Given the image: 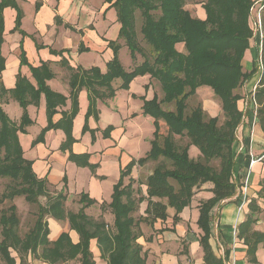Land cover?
<instances>
[{
    "label": "trees",
    "instance_id": "16d2710c",
    "mask_svg": "<svg viewBox=\"0 0 264 264\" xmlns=\"http://www.w3.org/2000/svg\"><path fill=\"white\" fill-rule=\"evenodd\" d=\"M116 10L119 23L118 39L124 41L132 61H141L130 70H125L119 59L120 44L110 41L112 58L106 63V72L99 68H73L62 57L65 51L50 50L51 54L62 57L60 63L69 75L70 111H58L66 106L67 98L52 91L46 82L54 77L48 63L41 62L30 67L35 85L18 74L14 88L7 90L0 77V178L9 179L14 187L7 188L0 195V204L7 206L0 210V257L4 264H27L26 257L48 264H95L90 250V241L95 240L100 257L107 264H149L138 240L143 236L140 225L146 222H165L167 208H173V224L179 222V214L187 207L203 184H210L212 197L201 202L196 221L201 234L199 245L203 264H223L211 248L209 239L213 223L212 211L222 206L234 195L235 160L233 145L243 124V113L237 102L241 97L235 93L257 73L260 74L251 99L254 122L264 135V35L258 46L259 59L252 63L251 71H244L241 64L244 53L251 47L256 32L252 12L254 0H203L205 19L191 16L184 9L186 0H105ZM6 7L16 11L15 29L18 30L21 11L15 0L0 1V43L2 42V11ZM36 8L38 5L36 4ZM137 15L140 26L136 30ZM21 32V31H20ZM141 36V38H139ZM183 45V51L177 46ZM41 48V46H36ZM87 49L78 47V52ZM0 57V73L3 70ZM20 63L26 65L24 52ZM259 64V65H258ZM148 75L159 87L161 97L143 100L142 113L153 118L154 132L150 150L142 158L132 161L120 171V177L113 186L109 208L113 223L107 225L102 218H91L85 209L93 204L87 195L81 194L77 212L65 210L67 195L60 191L51 195L45 179H39L32 168V162L23 157L18 133L26 134V127L32 124L27 108L38 106L40 96L45 99L47 125L32 141L31 146L42 143L49 130L60 129L65 134L61 150H69L75 142L71 135L72 121L78 109V93L85 89L89 97V109L85 116L82 132L88 131L87 119L96 99L112 98L116 89L112 83L119 80V90H128L130 83L139 76ZM154 83H152L154 85ZM200 87H208L220 102L223 123L219 117H210L200 103L189 107ZM9 94L22 110L18 124L12 122L1 107V99ZM254 101V103L252 102ZM162 105L168 107L163 109ZM57 113L61 118L54 122ZM248 117V115L246 114ZM159 121L166 126V134L160 133ZM113 127H107L102 135L107 137ZM93 137V131H91ZM196 147V158L189 156L190 147ZM264 155V154H262ZM69 159L81 167L94 172L96 165L89 163V155L70 153ZM264 160V158L262 159ZM155 163L145 177V196L139 188L134 190L130 175L134 166L143 167ZM128 178V183L124 180ZM238 188L241 187L238 185ZM136 193V194H135ZM23 197L26 203L36 204L37 212L32 226L20 233V218L17 208L9 201ZM44 197L46 202L41 203ZM258 197L264 201V179L260 181ZM147 202L145 216L135 217L139 204ZM246 219L236 228V236L246 245L249 262L256 263L258 245L264 247V233L253 230L257 214L261 212L255 199L248 204ZM47 218L67 221L75 230L79 242L73 244L68 234L63 233L55 242L48 240ZM16 254V257L13 256ZM71 262V263H70Z\"/></svg>",
    "mask_w": 264,
    "mask_h": 264
},
{
    "label": "crops",
    "instance_id": "0c3cea01",
    "mask_svg": "<svg viewBox=\"0 0 264 264\" xmlns=\"http://www.w3.org/2000/svg\"><path fill=\"white\" fill-rule=\"evenodd\" d=\"M31 1H34V26L30 32L25 31L23 27L25 22L23 4L29 2V0H15L16 5L21 11L18 30L15 29V9L6 7L2 11L3 32L2 42L0 43V57L3 61V70L0 73L1 82L5 89L10 90L14 88L16 78L20 74L35 85L29 68L37 67L41 62H46L54 74V77L48 80L46 84L52 91L60 93L67 98L66 106L58 108V111L69 112L71 106L69 99L70 88L68 85L70 73L61 65L60 60L64 57L68 65L73 68L81 67L89 69L97 67L101 73H105L106 63L112 58V50L108 46V43L110 41H119L118 31L120 25L116 21V10L114 7H110V4L105 2V0ZM36 4L38 8H36ZM193 9L192 12L189 11L192 17L200 20L205 19V11L202 8V4ZM81 19L82 22H80ZM10 34H16L19 37V41L16 42L14 50L12 49V52L8 50L6 54V43ZM254 35L251 47L245 51L241 62L244 71L246 63L251 62V57L255 59L259 55L258 46L260 45V38L257 32ZM76 37L79 40V44L75 48H68L66 46L57 47L56 42L60 41L61 38L69 40ZM81 44L87 51L78 52V47ZM38 45L41 48H37L36 46ZM120 46L119 59L123 66L120 51L124 45L120 44ZM178 47L181 48L179 51H183L182 44H179ZM50 50L65 52L60 57L51 54ZM21 52H24L26 65L20 63ZM88 54H93L91 62L87 65L80 64L78 58ZM123 68L125 70L131 69L124 66ZM63 69L68 71L67 77H65V73L62 71ZM258 77L257 73V80ZM138 81L140 87L137 91H134V84ZM119 84V80L112 83L113 88L116 89L115 95L112 98L96 99L87 119L89 130L85 132H82V129L90 106L89 97L85 89H82L78 93V109L73 118L71 128V135L75 142L70 145L69 150L64 151L60 149V146L65 141V134L60 129L47 131L42 143H38L33 147L31 146L32 141L47 125L43 95L40 96L38 106L29 105L27 108L32 124L26 127V134L18 133L23 157L32 162L33 171L39 179H45L48 186L54 187L55 191L53 194L63 191L67 195V202L70 198L78 200L81 194L87 195L93 201V204L85 209V214L89 217L92 216L94 219L102 218L109 226L113 223V215L109 208V203L111 201L113 186L119 180L120 171L132 161L144 157L150 150V144L143 145V154L141 156H137L136 149L131 152L130 150H126V141L132 139L130 132L135 128L136 122L141 120V125L146 128V136L151 142L155 130L153 118L142 113L143 100L148 101L155 96L149 76L136 77L130 83L129 89L123 90L126 95H118L120 91L118 89ZM246 86L251 87V84ZM199 89L204 90L208 94L203 95L202 105L210 116L214 117L213 112H216L218 105L214 100L212 90L208 87H200ZM121 99L123 107L127 110L123 115L121 114V108L118 106ZM13 102L15 101L9 94H6L1 99V107L5 113L9 106L14 105ZM131 105H137L139 110H130ZM208 108H211V111ZM16 113L14 112L13 115H16ZM60 118L61 114L57 113L54 115L53 121L56 122ZM10 120L17 124L19 122V120H12L11 118ZM150 123L153 127H151ZM109 126L113 127V130L107 137H103V131ZM91 131H93V137ZM134 136L141 137L140 134ZM70 153L75 155L88 154L89 163L96 165L95 171L91 172L88 167L76 165V163L69 159ZM233 154L235 160V183L237 187L229 201L213 209L212 214L214 217L209 243L214 255L222 259L223 264H264V247L261 244L258 245L255 254L256 263H251L246 256V245L236 236V228L246 219L249 213L248 204L252 199L257 201L261 209V212L257 214L258 220L253 225V230L264 233V201L258 197L260 181L264 179V160L254 163L251 167L249 166L251 157L258 158L264 154V135L259 126L254 122L253 115H251V118L246 117L240 126L238 139L233 145ZM56 160H60L62 163L58 176L54 175L55 168L53 164ZM70 168L76 170L77 174H84L85 176L82 188L78 191L70 190L72 183L70 185L69 176L67 175V171ZM130 178L133 179L132 176ZM125 180L124 183L127 184L128 180L127 182ZM238 185L241 187L240 189ZM244 185H246L245 194L243 192ZM143 187L145 188L144 185ZM211 187L207 183L199 188L190 204L179 214V222L176 224H173L172 220L174 216L173 208H167V219L165 222L156 221L153 225H149L152 237L147 238L146 242L151 241L148 244L150 250L146 255L142 249L147 263L203 264V254L199 245L201 232L197 228L196 221L199 216L198 207L200 203L212 197V193L210 192ZM142 195L145 196V192H142ZM244 195L246 203L241 207ZM140 205H143L141 215L145 216L144 210L147 202L143 201ZM47 222L49 228L48 240L50 242H55L63 233L68 234L73 244L79 242L77 232L70 229L69 223L66 220L56 221L52 218H47ZM189 227L192 228L193 232H197V234L189 233ZM141 238L138 242L142 245V242H144L143 236ZM183 242H189L187 254L180 249ZM90 250L93 253L95 264H107L106 260L100 257L95 240L90 241ZM13 256L16 257V254L13 253ZM26 260L27 264H48L32 258L31 255H28ZM16 264H19L18 258H16Z\"/></svg>",
    "mask_w": 264,
    "mask_h": 264
},
{
    "label": "rangeland",
    "instance_id": "374dc122",
    "mask_svg": "<svg viewBox=\"0 0 264 264\" xmlns=\"http://www.w3.org/2000/svg\"><path fill=\"white\" fill-rule=\"evenodd\" d=\"M88 1V0H87ZM203 2V0H186L185 5H184V9L188 10V11H193L194 7H198L201 5V3ZM254 2H256L253 12H252V17L253 20H256V16L258 13V9L261 5L264 4V0H254ZM23 12H24V18H25V22H24V30L27 32L32 31L33 28V16H34V1L29 0V2L24 3L23 4ZM73 21V19H72ZM80 22H82V19L80 20ZM260 27H259V32L257 31L258 37L260 36V34L263 36L264 35V8L263 11L261 12L260 15ZM139 26H140V19H139V15H137V24H136V30H139ZM256 30H258V26L256 24ZM19 37L16 36V34H10L8 37V41L6 43V54L8 53V50H10L11 52L14 50V46L15 44H17L16 42L19 41L18 39ZM139 38H141V36H139ZM79 40L78 38H71L69 40H67V38H61L60 41L56 42L57 47L61 48L63 46H66L68 48H75L77 46ZM91 43V41H90ZM118 44H122L124 43V41L122 39H120L119 41H117ZM55 45V44H54ZM13 49V50H12ZM177 49L180 50L181 48L177 46ZM120 57H121V61L122 64L125 68H132L133 66H135L136 64H138L141 59L139 56H137V60L136 61H131V59L129 58V51L127 50L126 47H122L121 51H120ZM12 55V54H11ZM78 57V56H76ZM74 57V58H76ZM93 57V54H88L86 56H80L78 58V61L80 64L82 65H87L91 62ZM257 59V57H255V59H253L251 57V62L246 63L245 65V71H251L252 70V63ZM259 65V64H258ZM65 74V77L68 76V71L66 69L62 70ZM259 71V68H258ZM257 71L258 75L259 72ZM257 73L254 74V76L247 82L245 83L244 86H242L241 88H238L235 93H237L241 99L237 102V106L238 109L240 111H242L243 113V122L246 119V114L248 115L249 118H251L252 112H251V98H252V93L253 90L255 88V85L257 83ZM259 78V77H258ZM152 83H154V80L152 81ZM251 84V87H247L246 85ZM153 85V84H152ZM140 87V83L139 81L137 83L134 84L133 90L137 91ZM153 92L154 94H157V96L161 97V93L159 91V87L156 83H154L153 85ZM118 95H126L125 91L120 90L118 92ZM197 96H195L194 98H191L190 101L188 102L189 107H194L196 104L200 103L203 110L206 112V114L208 116H210V114L208 113L207 110H205V108L202 105V98L203 95H208L204 90H200L198 89L196 91ZM214 100L216 102V104L218 105V108L216 110V112L214 111L213 114L215 116L219 117V125H221L223 123V116L221 113V109H220V102L219 100L215 97ZM119 107L121 108V114L123 115V113L127 112V110L123 107V102L122 99L119 101ZM13 106H9L7 108V114L8 116L12 119V120H16L18 121L20 118V114H21V109L20 107L17 105V103L13 102ZM163 109H167L168 107H166L165 105H162ZM130 110L136 111L139 110V107L136 105H131V107L129 108ZM207 109V108H206ZM211 108H208L209 111ZM14 112H17L16 115H13ZM211 117V116H210ZM137 124L134 125V129L131 130V135H132V139L127 140L125 143V149L126 150H130L133 151L134 149L137 150V156H141L143 153V145H149L150 144V140L147 138L146 136V128L142 127L141 125V120L136 122ZM151 127H153V125L150 123ZM159 125H160V133L162 135H165L167 132V128L165 126V124L162 121H159ZM141 129V130H140ZM143 130V131H142ZM148 131V130H147ZM136 134H140L141 137H136L134 135ZM145 134V136H143ZM149 135H151V133H149ZM130 138V137H129ZM143 138V139H142ZM145 138V140H144ZM143 141V142H142ZM136 146V147H135ZM135 154V153H134ZM198 155V150L196 147L192 146L189 149V156L191 158H196ZM61 162L60 160H56L54 165L55 168V172L54 175L58 176L61 170ZM155 163L149 162L147 164H145L143 167H138L135 166L132 170V173L130 175V177H133V181H132V185L134 184L133 188L134 190H136L137 188L140 187V185H142V182L144 181L145 177L152 171L153 167H154ZM76 170H73L70 168L69 171H67V175L69 176V180H70V185L72 183V185L70 186V190L74 191V190H80L82 188V184L84 183L85 180V176L84 174H77V172H75ZM56 178V177H55ZM128 178L125 180L127 182ZM12 188L14 187V183L12 181H10L9 179H1L0 178V195L6 191L7 188ZM141 189L142 192H144L145 188L143 187V185L139 188ZM54 187L53 186H48V192L53 195L54 192ZM136 194V193H135ZM40 201L42 204H44L46 202V199L44 197L40 198ZM67 202V201H66ZM7 202H4L3 204H0V210L5 208L7 206L6 204ZM9 203L14 204L17 208V213L18 216L20 218V233L24 234L33 224V221L35 219V213L37 212V206L36 204H28L25 202V200L23 199V197H17L15 199H13V201H9ZM81 207V204L78 202V200L76 198H70V200L65 203V210L68 212H76L79 208ZM143 210V205H140L138 208V211H136V213H134L135 217L138 216H142ZM94 214V213H92ZM91 218H93L92 216H90ZM141 231H143V241L142 242V247H143V251L146 253V255L148 254L149 249V245L151 243V241L146 242L147 238L152 237V231L151 228H149L150 226L145 223L142 222L141 223ZM189 233H193L194 235L197 234V232H193L192 228L189 227L188 230ZM188 233V234H189ZM142 239V238H141ZM142 241V240H141ZM188 246H189V242L185 243H181V247L180 249H182V251H185L186 254L188 253ZM147 249V250H146ZM0 264H4V262L2 261L1 257H0Z\"/></svg>",
    "mask_w": 264,
    "mask_h": 264
},
{
    "label": "built area",
    "instance_id": "2783aa9c",
    "mask_svg": "<svg viewBox=\"0 0 264 264\" xmlns=\"http://www.w3.org/2000/svg\"><path fill=\"white\" fill-rule=\"evenodd\" d=\"M263 8H264V4L261 5V6L259 7V9H258V13H257V16H256V20H257V21H255L256 24H257V26H258V30H256V32H257V31L259 32V27H260L259 19H260V14H261ZM262 37H263V36L260 34V36H259V38H260V43H261V39H262ZM260 45H261V44H260ZM260 45H259V46H260ZM258 59H259V58H258ZM259 62H260V59H259ZM259 71H260V69H259ZM259 74H260V72H259ZM254 89H255V88H254ZM253 92H254V90H253ZM251 99H252V98H251ZM252 102L254 103L253 100H252ZM253 117L255 118V113H254V112H253ZM263 158H264V155H261V156L258 157V158H253V157H251L250 162H249V166L251 167L254 163L261 161ZM245 191H246V185H244V187H243V192H244V194H245ZM245 203H246V197H245V195H244V197H243V199H242L241 207H242ZM234 230H235V229H234Z\"/></svg>",
    "mask_w": 264,
    "mask_h": 264
}]
</instances>
